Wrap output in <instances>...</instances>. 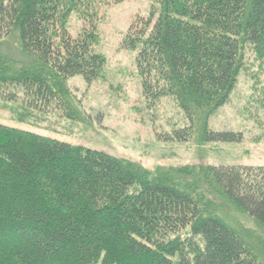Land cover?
<instances>
[{"label": "trees", "instance_id": "trees-1", "mask_svg": "<svg viewBox=\"0 0 264 264\" xmlns=\"http://www.w3.org/2000/svg\"><path fill=\"white\" fill-rule=\"evenodd\" d=\"M97 0H0V101L76 119L66 80L98 78ZM117 3L121 0H112ZM121 45L135 49L151 103L174 99L186 124L163 140L239 142L213 130L245 66L264 57V0H149ZM88 21L76 35L67 21ZM16 40L23 59L3 44ZM224 205L249 217L255 235ZM264 166L149 170L101 150L0 123V264H264Z\"/></svg>", "mask_w": 264, "mask_h": 264}, {"label": "rangeland", "instance_id": "rangeland-1", "mask_svg": "<svg viewBox=\"0 0 264 264\" xmlns=\"http://www.w3.org/2000/svg\"><path fill=\"white\" fill-rule=\"evenodd\" d=\"M149 0H97L95 52L105 58L102 70L86 82L80 75L66 80L76 119L57 110L23 109L19 99L0 101V123L58 140L97 149L130 160L149 170L184 164L264 166V57L245 52V66L229 100L213 112L207 124L213 130L242 132L239 142H203L198 134L190 140H163L165 133L182 127L186 119L174 99L164 96L151 103L141 90L135 65V49L121 45L123 35L136 16H146ZM88 21L79 12L70 14L67 30L76 35ZM12 58L23 59L16 40L3 44ZM234 225L255 235L261 229L234 207L224 205ZM264 236V235H263Z\"/></svg>", "mask_w": 264, "mask_h": 264}]
</instances>
